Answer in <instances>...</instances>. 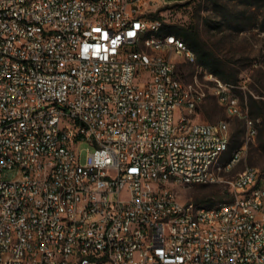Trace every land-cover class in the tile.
Returning a JSON list of instances; mask_svg holds the SVG:
<instances>
[{"label":"built area","instance_id":"2783aa9c","mask_svg":"<svg viewBox=\"0 0 264 264\" xmlns=\"http://www.w3.org/2000/svg\"><path fill=\"white\" fill-rule=\"evenodd\" d=\"M194 0H0V264H264L258 134L232 85L186 81L163 11ZM212 93L245 123L201 121ZM89 144L82 163V145ZM227 183L183 201L177 186Z\"/></svg>","mask_w":264,"mask_h":264},{"label":"rangeland","instance_id":"374dc122","mask_svg":"<svg viewBox=\"0 0 264 264\" xmlns=\"http://www.w3.org/2000/svg\"><path fill=\"white\" fill-rule=\"evenodd\" d=\"M169 25H193L207 48L213 53L217 68L224 74L200 65L188 63L181 57L180 69L186 81L200 72L202 79L212 72L223 82L232 85L244 110L258 121V134L249 144L245 157L233 171L232 178L247 166L260 170L264 184V0H194L185 9L171 8L163 11ZM251 98L259 105V114L250 112ZM197 118L206 122L227 120L230 127L231 149L243 142L245 123L237 116H229L226 108L212 93L200 104ZM82 163L86 162L89 144L82 145ZM177 190L183 201L215 205L231 197L227 183L178 185Z\"/></svg>","mask_w":264,"mask_h":264},{"label":"trees","instance_id":"16d2710c","mask_svg":"<svg viewBox=\"0 0 264 264\" xmlns=\"http://www.w3.org/2000/svg\"><path fill=\"white\" fill-rule=\"evenodd\" d=\"M166 32L174 33L178 37L182 38L191 47L197 56V61L200 65L207 67L208 69L216 72L221 77L224 74L218 70L217 63L215 61L213 53L207 48L206 44L202 41L200 34L193 25H166ZM250 112L253 114H259V105L256 99L251 98ZM237 147V146H235ZM234 147V148H235ZM261 182V181H260ZM208 206L215 205L213 202L207 204Z\"/></svg>","mask_w":264,"mask_h":264}]
</instances>
